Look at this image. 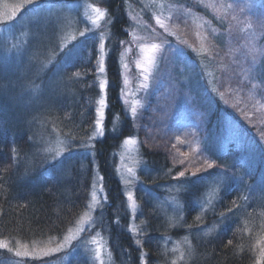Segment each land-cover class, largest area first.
<instances>
[{
  "label": "rangeland",
  "instance_id": "obj_1",
  "mask_svg": "<svg viewBox=\"0 0 264 264\" xmlns=\"http://www.w3.org/2000/svg\"><path fill=\"white\" fill-rule=\"evenodd\" d=\"M104 1L0 0L1 117L20 120L15 117L22 116L30 127L34 123L39 125L35 121L39 117V128H46L48 119L57 117L58 106L73 97L72 84L80 81L81 74H71L68 67L88 36L98 40L96 83L99 90L88 141L78 154L74 152L82 164L79 167L85 169L89 165L91 179L86 205L59 238H33L28 241L0 239V264H129L127 254L116 260L111 248V232L115 226L119 228L121 219L136 254V264H190L200 255L198 246L210 236H215L217 226L225 227L235 221L244 228L248 240L252 239L258 264L264 257L261 255L264 253V0L125 1L128 20L126 38L117 42L115 47L118 50L116 61L120 78L117 104L121 106L125 123L129 120L130 124L131 121L136 126V132L128 134L121 118L115 116L112 119L113 135L120 132L121 136L108 162L119 184L123 201L121 208L118 201L109 203L94 149V142L102 140L105 135L109 107L106 63L113 47L112 19L105 10ZM198 6L203 11L207 10L209 19L217 18L225 28L223 24H220L221 27L212 26L206 16L196 12ZM214 34H220L224 48L213 49L211 37ZM207 56L214 61L212 63L227 67L224 70L229 69L232 73L229 71L227 77L219 75L215 81V72H206L203 67L202 60ZM101 64L103 72L100 71ZM190 65L203 67L201 76L197 72L195 75L190 74L191 71L185 72L184 68ZM101 83L105 85L103 89ZM204 85L209 86L226 112L245 119L258 137H253L251 143L245 138V144L237 132H231V126L226 127L225 140L230 139L233 144L231 149L221 144L232 150L231 159L224 163L228 169L227 177L219 172L207 182L194 199L196 214L192 222L197 229H184L186 226L181 225L183 204L178 197V186L160 185V193L152 194L144 184L147 181L144 174H147L138 130L142 128L145 131V128L140 127L142 124L138 118L147 102V95L159 87L161 92L158 91L156 97L158 100L162 96L167 98L170 112L172 99L178 100V105L183 103L188 115L184 124L191 134L193 127L197 126L196 120L200 119L197 110L210 107L213 111V106H217L212 98L207 102L201 96V91L205 92ZM190 93L202 100L199 106L197 103L200 100L193 104L196 101ZM97 109L103 112L101 125L96 123ZM178 128L175 136L181 146L180 154L190 156L189 152L193 154L195 149L188 144L183 145L182 136L187 133L183 134L181 127ZM52 131L58 133L54 128ZM122 132L127 134L122 136ZM45 139L38 138L37 141L41 150L37 152V147L34 154L39 162L42 158L57 160L66 154L67 143L60 135L50 141ZM193 142L197 144L199 141L194 137ZM215 155L226 159L230 152L216 146ZM82 158L89 160L88 164ZM58 164L55 171L59 174L62 165L59 161ZM170 172L171 169L166 175ZM231 188L236 192L235 208H226L221 216L216 217L214 204L217 196ZM141 193L151 198L156 214L160 215L161 209H164L162 219L166 221V231L159 239V255L153 260H148V252L142 246L146 220L138 200L140 195L143 196ZM239 204L244 211L239 210ZM249 208L258 213L253 221H248L244 213ZM208 217L214 219L210 221ZM206 220L212 225H207ZM178 227H181L182 234L171 236V228L175 230Z\"/></svg>",
  "mask_w": 264,
  "mask_h": 264
},
{
  "label": "trees",
  "instance_id": "obj_2",
  "mask_svg": "<svg viewBox=\"0 0 264 264\" xmlns=\"http://www.w3.org/2000/svg\"><path fill=\"white\" fill-rule=\"evenodd\" d=\"M125 1H104L105 10L112 19L111 45L113 47L106 63L109 82L106 93L109 107L106 111L105 135L102 140L94 142V149L96 150L100 171L104 176V185L109 203L113 204L118 201L120 208L123 206V201L119 184L110 170L111 166L108 164L112 155L111 152L115 151L121 136L120 132L116 136L113 135L111 129L112 119L115 116L121 118L128 134L136 130V126L133 123L131 124V121L130 124L129 120H126L127 123H125L121 106L119 103L117 104L119 102L118 87L120 78L116 61L118 50L115 47L117 42L126 38L125 30L128 28V20L125 16ZM196 12L208 16L207 10L202 11L199 6L196 8ZM210 19L212 22L214 21L213 18ZM222 26L224 27V24ZM211 42L213 49L224 48L223 40L218 35L214 36ZM80 45V52L75 54L70 61L72 63L69 65L71 74H81L80 81L73 82V97L66 99L58 106L57 117L48 119L49 122L46 128H39L41 124L39 117L35 118L39 125L34 123L30 127L25 124L22 116L15 117H19L20 120L0 116V239L2 240L28 241L33 238H59L78 218L82 208L86 205L88 184L91 179L89 165H86L85 169L79 167L82 164L79 163L77 154L83 149L84 143L88 141L94 123L99 93L96 83L97 41L89 36ZM199 59L202 60L201 57ZM202 62L206 72H215V81L219 75L224 77L229 75L230 70H224L227 67L212 63L214 61L208 56L204 57ZM203 67H192L190 65L184 69L185 72L191 71L190 74L193 75L197 72V75L201 76L204 71ZM174 80L176 79L174 78ZM193 81L195 82V80ZM176 82L178 83L177 80ZM204 88L205 92L201 91V96L207 102L212 98L217 106H213V111H210V107L204 108L205 110H197L200 119L196 120L197 126L193 127L191 134L188 132L189 127L184 124V121L188 120V115L185 114L186 110L183 103L178 105V100L172 99L170 112L169 108L167 109V98L162 96L158 100L156 97V93L161 92L159 87H156L157 91H152L147 95V102L138 118V122L140 121L142 124L140 127L145 128V131L142 128L138 130L140 139H142L140 151L147 174L146 176L144 174L147 179L144 184L151 189L152 194L160 193V185L171 184L172 186V184H176L178 186V197L183 204L181 225L186 226L184 229L191 227L197 229L192 222L196 214L194 199L207 182L219 172L227 177L228 169H226L224 163L231 159L232 150L228 148L231 149L233 144L230 139L225 140L227 138L225 137L226 127L231 126V132H237L245 144H247L245 138L251 143L253 137H258L254 131L255 129H251L250 124L245 122V119L241 120V118L235 116L236 114L230 115L224 110L223 104L219 103V99L209 89L208 85H204ZM180 89L183 92V88L180 87ZM190 95L193 94L190 93ZM193 96L196 101L193 104H195L200 99L198 96ZM164 98L165 103H163ZM201 102L202 100L197 105L199 106ZM173 104L177 107H174ZM178 127H181L183 134L187 133L182 136L184 139L181 140L183 145L188 144L195 149L193 154L188 151L190 156L185 157L180 154L182 153V150L179 149L181 146L177 144L175 136V130L179 129ZM53 128L58 133H53ZM145 132L148 134L146 135ZM127 133L122 132V136ZM58 135L61 136L62 141L65 140L67 143L66 154L62 155L61 159L42 158V162H39L34 154L37 147H39L37 152L41 150V145L37 143L38 138L40 140L47 138L50 141ZM154 136L158 137L154 138ZM194 137L199 141L196 142L197 144L193 142ZM221 144H226L228 148ZM216 146L221 150H228L230 152L229 157L226 159L217 157L215 155ZM75 151H77V154L74 153ZM82 160L86 159L82 158ZM58 161L62 165L59 174L55 171V167L60 165ZM87 162L89 160H86V164H88ZM209 165H212V167L210 168ZM170 169L171 172L166 175V172ZM181 172L184 173V176L179 175ZM224 191L219 193L217 202L214 204L217 210L216 217L221 216L226 208H235L236 192L232 191V188ZM141 194L143 196L140 195L138 200L141 213L146 220L144 235H142V240H144L142 246L148 252V260H153L159 255V239L166 231L164 228L166 221L162 219L164 209H161L160 215L156 214L150 202L151 198L144 197V194ZM148 194L151 196L150 193ZM238 208L241 212L244 211L242 204H239ZM244 213L248 221L249 219L253 221V218L258 217L257 211L250 208ZM208 219L212 221L214 217H208ZM208 223L206 220L207 225ZM210 225L212 224L209 223ZM180 228L178 227L175 230L171 228V236L179 237L182 234ZM216 230L215 236H210L202 242L200 247L198 246L200 255L192 260L190 264H256L257 255L255 252L257 250L254 249L252 239L248 240L244 228L239 223L236 221L230 222L225 227L217 226ZM111 234L113 235L111 248L115 259L120 260L122 259L120 256L127 254V259H130L127 262L136 264V254L130 237L126 236L125 223L122 219L119 228L115 226ZM261 255H264V253H261ZM260 260L257 263L264 264V257ZM150 263L152 264V262Z\"/></svg>",
  "mask_w": 264,
  "mask_h": 264
},
{
  "label": "snow or ice",
  "instance_id": "obj_3",
  "mask_svg": "<svg viewBox=\"0 0 264 264\" xmlns=\"http://www.w3.org/2000/svg\"><path fill=\"white\" fill-rule=\"evenodd\" d=\"M152 47L155 48L156 45H152ZM101 49H103V45H101ZM103 70H104V69H103V65L101 64L100 71L103 72ZM104 86H105V85H104L103 83H101L100 87H101L102 89L104 88ZM100 103L103 104V101H101ZM133 111H134V110H133ZM97 114H98V118H97V120H96V123H97V125H101V119H102V117H103V112H102L100 109H97ZM101 131H102V129H101ZM209 167L211 168L212 165H209ZM179 175H180V176H184V173L181 172ZM129 199H131V196H129Z\"/></svg>",
  "mask_w": 264,
  "mask_h": 264
}]
</instances>
